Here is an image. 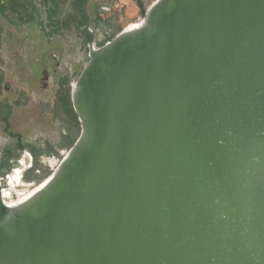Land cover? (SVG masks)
Segmentation results:
<instances>
[{"label": "water", "instance_id": "95a60500", "mask_svg": "<svg viewBox=\"0 0 264 264\" xmlns=\"http://www.w3.org/2000/svg\"><path fill=\"white\" fill-rule=\"evenodd\" d=\"M144 18L102 46L78 28L81 133L29 206L0 176V264H264V0Z\"/></svg>", "mask_w": 264, "mask_h": 264}, {"label": "rangeland", "instance_id": "374dc122", "mask_svg": "<svg viewBox=\"0 0 264 264\" xmlns=\"http://www.w3.org/2000/svg\"><path fill=\"white\" fill-rule=\"evenodd\" d=\"M140 1L143 11L138 0H91L87 10L97 46L141 21L157 0ZM9 16L16 18L12 13ZM44 19L46 14L37 16L31 25L19 27L10 25L8 19L0 20L4 28L0 70L5 76L0 103L6 101L13 106L10 117L13 136L7 135L0 123V157L16 155L10 164V175L21 167L18 162L26 154V150H19V141L42 150L38 160H33L23 174V186L18 188L22 191L45 181L54 172L49 161L62 162L69 153L67 145L72 139L69 129L73 123L64 112L58 94L64 81H67L65 88L72 91V85L89 62L88 47L79 29L63 30L49 38L41 23ZM6 177L3 186L8 189ZM13 196L17 198L16 194Z\"/></svg>", "mask_w": 264, "mask_h": 264}, {"label": "trees", "instance_id": "16d2710c", "mask_svg": "<svg viewBox=\"0 0 264 264\" xmlns=\"http://www.w3.org/2000/svg\"><path fill=\"white\" fill-rule=\"evenodd\" d=\"M91 0H0V20L5 18L9 20L12 26L31 25L36 20L37 16L46 14V19L41 23L44 30L47 32L49 38L55 34H61L63 30H71L73 28H80L86 26L90 22V15L88 13V5ZM9 13L15 15L16 18H10ZM4 28L0 23V48L3 44ZM3 63L0 55V65ZM67 82V81H66ZM62 83V88L58 94L59 102L62 104L64 112L73 123V128L69 129V135L72 137L67 147L71 148L79 136L80 123L78 116L73 109L71 100V91L65 88L67 83ZM5 85L4 73L0 70V94H2ZM13 106L4 101L0 103V122L4 126V132L7 135L13 136L10 132V117ZM19 150L28 149L37 161L42 154V150L35 146L22 144L19 141ZM47 153L50 154L48 151ZM16 155H7L8 162L16 160ZM9 166H11L8 163Z\"/></svg>", "mask_w": 264, "mask_h": 264}, {"label": "bare ground", "instance_id": "6f19581e", "mask_svg": "<svg viewBox=\"0 0 264 264\" xmlns=\"http://www.w3.org/2000/svg\"><path fill=\"white\" fill-rule=\"evenodd\" d=\"M160 0H157L148 10H152L155 6L159 4ZM146 18H143L141 21L135 24H130L128 27L124 29V32L122 35L130 34L133 31H136L138 29L143 28L146 25ZM75 85V84H74ZM70 152V151H69ZM69 156V153H67L66 157ZM64 158V159H65ZM63 162V161H62ZM62 162H57L56 160H50L49 164L54 167V172L51 176H49L45 181H43L41 184L31 188L28 191H22V190H14L17 194V198L13 199L12 195L5 189L4 186L1 187V194H2V200L3 205L5 207L6 212H13L15 210H18L20 208H24L29 206L32 202H34L52 183L54 176L56 175L58 168L62 164ZM31 165V157L28 153H26L23 156V159L21 160V166L15 171L14 179L16 180H22V176L26 169L30 167ZM13 179V177H11ZM23 186L22 183L18 186H15L11 180L10 182V189L15 187H21ZM7 183V188H8Z\"/></svg>", "mask_w": 264, "mask_h": 264}, {"label": "crops", "instance_id": "0c3cea01", "mask_svg": "<svg viewBox=\"0 0 264 264\" xmlns=\"http://www.w3.org/2000/svg\"><path fill=\"white\" fill-rule=\"evenodd\" d=\"M0 123H1V122H0ZM1 124H2V123H1ZM2 125H3V124H2ZM28 145H32V144H28ZM33 146H34V145H33ZM25 150H26V153L29 152L28 149H25ZM28 154H29V153H28ZM32 156H33V155H32ZM32 156L30 155L31 159H32ZM6 158H7V155H4V154H2V157H0V176L3 177V178H4L5 176H7L6 179L8 180L9 177H10V175H12L13 172H14L15 170L9 175L8 171H9L10 166L8 165V163L11 164V162H13V160H11V161L8 162V160H7ZM33 160L36 161L35 158L33 157L31 163H33ZM19 162H20V161H19ZM19 162H18V163H19Z\"/></svg>", "mask_w": 264, "mask_h": 264}, {"label": "flooded vegetation", "instance_id": "af4514ba", "mask_svg": "<svg viewBox=\"0 0 264 264\" xmlns=\"http://www.w3.org/2000/svg\"><path fill=\"white\" fill-rule=\"evenodd\" d=\"M30 155V154H29ZM31 162H32V159H31ZM20 165H21V161H20ZM22 167V166H21ZM16 171V170H15ZM15 171L13 172V174L12 175H10V177H9V182L7 181V183H8V189H6L7 191H9V193L12 195V197L14 198V194H16V192L14 191L15 189L16 190H19L18 188H20V187H15V188H11L10 189V182H11V180H12V182H13V184L15 185V186H18L19 184H21V181L20 180H16V179H14V176L13 175H15ZM11 177H13V179H11ZM22 187V186H21ZM17 195V194H16Z\"/></svg>", "mask_w": 264, "mask_h": 264}]
</instances>
